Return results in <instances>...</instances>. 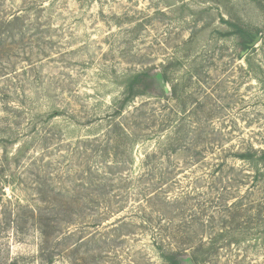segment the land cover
Returning a JSON list of instances; mask_svg holds the SVG:
<instances>
[{
    "label": "rangeland",
    "instance_id": "obj_1",
    "mask_svg": "<svg viewBox=\"0 0 264 264\" xmlns=\"http://www.w3.org/2000/svg\"><path fill=\"white\" fill-rule=\"evenodd\" d=\"M263 154L264 0H0V264H264Z\"/></svg>",
    "mask_w": 264,
    "mask_h": 264
},
{
    "label": "trees",
    "instance_id": "obj_2",
    "mask_svg": "<svg viewBox=\"0 0 264 264\" xmlns=\"http://www.w3.org/2000/svg\"><path fill=\"white\" fill-rule=\"evenodd\" d=\"M140 77H137L129 84V89H132L135 83L138 82ZM243 160L253 162L254 158L242 156ZM259 160H264V154ZM260 209V208H259ZM227 211H232V217L239 215L241 212H247L241 207V203H233ZM258 210V208H257ZM249 212V211H248ZM252 214V213H251ZM160 232V230H159ZM230 234L226 225L223 226L221 232H216L215 235L210 237L207 241L200 239L197 242L195 238L188 236L187 231L179 229L178 232L173 233L171 237L161 238V245L158 247L160 251V258L163 264H211L214 258L219 256L221 246L232 242L238 243L240 239H229ZM169 243L166 245V242Z\"/></svg>",
    "mask_w": 264,
    "mask_h": 264
},
{
    "label": "water",
    "instance_id": "obj_3",
    "mask_svg": "<svg viewBox=\"0 0 264 264\" xmlns=\"http://www.w3.org/2000/svg\"><path fill=\"white\" fill-rule=\"evenodd\" d=\"M259 42H260V38L258 37L251 46L255 47Z\"/></svg>",
    "mask_w": 264,
    "mask_h": 264
}]
</instances>
